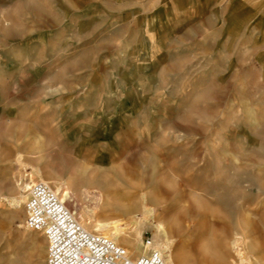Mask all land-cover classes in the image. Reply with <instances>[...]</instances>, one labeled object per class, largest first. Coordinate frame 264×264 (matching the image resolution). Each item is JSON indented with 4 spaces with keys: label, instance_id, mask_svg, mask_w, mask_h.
Here are the masks:
<instances>
[{
    "label": "rangeland",
    "instance_id": "374dc122",
    "mask_svg": "<svg viewBox=\"0 0 264 264\" xmlns=\"http://www.w3.org/2000/svg\"><path fill=\"white\" fill-rule=\"evenodd\" d=\"M38 181L92 232L119 221L133 257L150 239L205 264L170 231L195 217L145 208L203 204L221 241L264 244V0H0V264H47Z\"/></svg>",
    "mask_w": 264,
    "mask_h": 264
},
{
    "label": "built area",
    "instance_id": "2783aa9c",
    "mask_svg": "<svg viewBox=\"0 0 264 264\" xmlns=\"http://www.w3.org/2000/svg\"><path fill=\"white\" fill-rule=\"evenodd\" d=\"M27 191L25 226L46 238L47 264H167L150 239L148 252L133 257L112 239L88 230L50 183L35 182Z\"/></svg>",
    "mask_w": 264,
    "mask_h": 264
},
{
    "label": "bare ground",
    "instance_id": "6f19581e",
    "mask_svg": "<svg viewBox=\"0 0 264 264\" xmlns=\"http://www.w3.org/2000/svg\"><path fill=\"white\" fill-rule=\"evenodd\" d=\"M29 187L30 186H27L28 189ZM63 198V201L65 203L73 199L70 191H65L63 194ZM159 199L160 198H156V200ZM15 204L18 206L20 202L16 201ZM125 207H129L128 210L130 212L135 210V207L130 206V204L129 206L125 205ZM145 213L146 216L149 215L159 219L162 215L163 218H167L170 216L172 220H180L183 222L188 219L189 215L195 217L196 221H188V225L183 230H177L173 227V225H171L170 231L172 234H175L178 231L179 233L192 235L193 238H195L194 242L196 243L191 246L197 251L199 256H203L205 264H232V262H234L233 259H237L241 264H264V244H257L256 242L254 243L247 241L244 242L245 239H241L240 237L231 242L221 241L222 236L220 237L219 235L220 228L222 227V224L220 223V216L218 215V213H215V210L212 211V209L210 210L203 204L197 207L189 208L184 212V214H178L176 211H172L169 209L158 212L153 209L147 208H145ZM159 229L162 230L163 233L167 234V231L162 225L161 227H159ZM95 231L99 232L107 238L112 239L116 243H121L122 241L128 242L130 246L128 247V250L126 249L127 252H131L130 249H132V246H138L137 242L131 241L132 236L128 234L126 229H124L123 225L120 224L119 221H115L112 223L99 222L96 224ZM166 246V248L169 250L170 241L168 239L166 242ZM146 249L149 248L146 247ZM147 252H145L144 254H146ZM169 262L171 264H176L173 256L169 257Z\"/></svg>",
    "mask_w": 264,
    "mask_h": 264
}]
</instances>
